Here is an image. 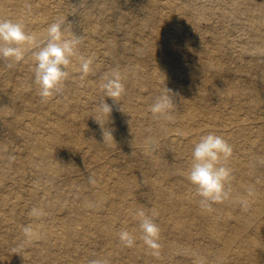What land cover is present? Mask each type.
<instances>
[{"label":"bare ground","instance_id":"bare-ground-1","mask_svg":"<svg viewBox=\"0 0 264 264\" xmlns=\"http://www.w3.org/2000/svg\"><path fill=\"white\" fill-rule=\"evenodd\" d=\"M94 3L0 0V18L22 22L41 40L58 19L65 38L122 30L121 39L110 32L100 41L108 66L94 62L95 74L84 76L74 63L62 94L47 100L33 82L31 51L20 62L0 58V264H86L75 242L89 253L96 240L105 246V258L87 254L103 264L110 257L114 264H198L201 258L206 264H264V171L253 167L264 165V121L258 122L264 120V88L256 86L264 81V0H141L136 13L127 10V0H115L92 14ZM200 19L212 27L208 39L198 35L204 30ZM82 26L86 32H79ZM232 31L237 35L231 37ZM113 69L127 89L115 103L101 89ZM164 88L176 106L171 122L154 120L150 112ZM103 98L113 109L106 122L113 141L91 128L103 122ZM209 133L225 138L237 153L228 162L231 201L205 212L188 170L195 143ZM148 137L157 143L149 147ZM113 165L118 169L110 171ZM28 177L43 181L50 196L41 198L31 183L26 192L32 202L23 204L11 185ZM54 185L73 188V203H61L62 195L56 199ZM33 207L51 213L34 218ZM139 210L160 227L158 256L143 243ZM59 211L67 219L58 218ZM26 226L39 239L29 242ZM123 230L134 237L133 247L120 241Z\"/></svg>","mask_w":264,"mask_h":264},{"label":"clouds","instance_id":"clouds-1","mask_svg":"<svg viewBox=\"0 0 264 264\" xmlns=\"http://www.w3.org/2000/svg\"><path fill=\"white\" fill-rule=\"evenodd\" d=\"M63 24V19L51 23L46 37L41 40L37 35L25 31L22 22L0 18V58L20 62L31 51L34 56L33 82L37 85L43 100L62 94L65 82L71 74L69 68L74 63L79 65L84 76L93 71L94 57L82 53L80 49L82 40L79 36L65 38ZM11 66V63L7 65V67ZM103 80L101 89L104 98L110 97L114 103L119 102L127 91L121 72L113 69L104 76ZM164 89L165 91L154 99L150 112L154 120L171 122L174 120L172 113L176 106L170 91ZM104 98L98 106V113L104 118L105 125L113 109ZM97 122L101 125V121L97 120ZM103 139L113 141L109 130L106 133L104 131ZM156 143L154 137H148L146 140L149 147ZM232 154L233 146L225 138L213 133L202 135L192 149L188 179L196 186L200 198L197 202L198 206L205 212H211L214 204L227 203L232 199L230 183L233 179V169L228 163ZM91 182L95 183L94 180ZM254 191V187L250 186L247 189L248 196L254 195ZM239 203L244 208L248 205V201L243 199ZM29 214L34 218H40L45 212L43 208L33 207ZM135 215L139 217L144 245L153 250V255L158 256L161 247L160 227L143 210H139ZM22 231L29 242L39 239V234L32 226H26ZM119 239L125 247L131 248L135 245L134 237L127 230L119 233ZM90 264H103V262L92 260ZM198 264H206V258L199 259Z\"/></svg>","mask_w":264,"mask_h":264},{"label":"rangeland","instance_id":"rangeland-1","mask_svg":"<svg viewBox=\"0 0 264 264\" xmlns=\"http://www.w3.org/2000/svg\"><path fill=\"white\" fill-rule=\"evenodd\" d=\"M93 1L95 3L91 5V13L92 14H96L97 11H98V9L100 7L110 6L111 2H113L115 0H93ZM116 1H119V0H116ZM127 1L129 2V4H127L125 6V7H128L129 6V8L127 10L128 11H131L132 13H136L137 12V8H138L141 0H127ZM254 1H258V0H254ZM259 1H261V0H259ZM100 5H104V6H100ZM111 21L112 20H110V22ZM199 22L201 23V27L204 28V30L203 29L197 30L198 35L203 40L206 39V38L207 39L210 38V33H211V28L212 27H210L209 25H207V23H206V21L204 19H200ZM216 25H215L216 26L215 29H218V28L220 29V25L219 24H216ZM208 30H210V31H208ZM80 31L86 32L85 27L82 26L81 29L79 30V32ZM110 32H113V31L99 29L97 32L90 33L89 30H88V32H86L88 35L83 36L81 38L82 45L80 46V49H81L82 53H84L87 56L94 57V62H100L101 65H102V68H105L106 66H108L110 64V62H109L108 57L105 55V53H104V51L102 49V46H101V42L100 41L103 40V39H105L107 36L110 37L109 36L110 35ZM113 33H115V37L116 38H119V39L122 38V30L117 29ZM235 35H237L236 34V31L235 32L232 31V33H231L230 36L233 37ZM81 36H79V37H81ZM88 39L89 40L90 39L91 40H94V46L88 47L86 45V42L88 41ZM263 56L264 55H262V58H264ZM150 65H151V63L148 64L149 67H150ZM0 70H3V68H1ZM256 86L257 87H263L264 88V81L262 83H257ZM78 108L81 109V110H85V111L88 110V107H86L84 105H80ZM262 121H264V120L261 119L258 122H262ZM91 125H94V126L91 127L92 129H96L99 132H104V131L109 130L108 125L106 123L104 125L103 122H101V125H100L97 121H94V122L91 123ZM3 135H7V134L6 133H3ZM17 144H18V142L16 141V142H14L12 144V146L13 147H16ZM241 145H243L244 147L248 146L247 144L240 142V146ZM186 153L187 152H184L182 154H178L179 159L180 160L185 159L186 156H187ZM233 153H237V150L235 149L233 151ZM64 155H67V153H64ZM253 167H256L259 171H262V172L264 171V165H262V164H259L258 166H253ZM85 169H87V167ZM108 169L110 171H113L115 169H118V166L113 165V166L109 167ZM109 170H108V173H109ZM260 177L264 178V174H260ZM6 182H9V181L6 180ZM31 183L34 186H36L35 191H36L37 194H39V196L41 198H45V197H49L50 196L47 193H43L44 192V185H45L43 181H34V180H32L31 178L28 177V178H26V179L23 180V183L16 184V185H11V189L13 191H17V192L20 193V200H21V202L23 204H26V203H29L30 204L32 202V200L28 198V194L26 192V189L28 188V185L31 184ZM51 188H52V192H54L53 194L56 195V199L59 198V195H62L64 197V198H62L60 200L61 203H65V204H71V203H73L72 202L73 201V198H75V196H76V193H75V191H74L73 188H69V187H66V186H63V187L60 188V187H58L56 185L51 186ZM11 197L14 198L13 194H11ZM65 201H67V202H65ZM100 210H101V213H102L101 216L102 217H105V215H107L106 210L105 209H102V208ZM45 212L51 213L49 210H45ZM19 214H20V216H25L26 215V213L24 211H22L21 209H19ZM56 216L58 218H63V219L66 217V215L63 212H61V211L57 212ZM66 219H67V217H66ZM24 220H25V218L22 217L21 218V221L24 222ZM67 222H68V224H71L70 223V220H68ZM118 227L119 226H117V225H113V228H118ZM10 239H12V238H10ZM75 244L79 247V249H80L79 252L81 254H84L85 255L84 262L86 264H90L91 258L89 256H92L95 253H100V255H102L105 258V253H103L105 251V246L99 240H96L94 243H92L90 245L91 250H90L89 253L86 252V249L84 250V248H81L80 247V246H83V243L81 241H77V242H75ZM2 251L3 250H0V254L2 253ZM15 251H17L16 248L12 249L9 252V255H10V253H14ZM56 251H59V250L57 249ZM87 253L88 254H92V255H88ZM176 253L178 254V252H176ZM32 256H33V254L31 253L30 259L32 258ZM14 257H15V255L10 256V259L15 260ZM8 259L9 258H7V260ZM106 263L107 264H114L115 263V260H113V257H110L109 259H107V262ZM144 263L145 262L142 259H139L137 262H134V264H144Z\"/></svg>","mask_w":264,"mask_h":264}]
</instances>
